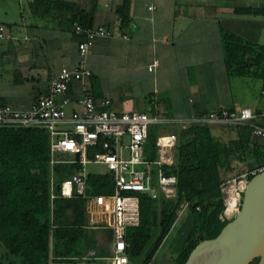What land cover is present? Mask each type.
Segmentation results:
<instances>
[{"label":"crops","instance_id":"crops-1","mask_svg":"<svg viewBox=\"0 0 264 264\" xmlns=\"http://www.w3.org/2000/svg\"><path fill=\"white\" fill-rule=\"evenodd\" d=\"M60 1L73 3L89 17L91 26L112 31L110 37L93 40L86 56L90 77L83 83L95 99L107 98L111 110L152 112L166 119L169 123L157 128L156 137L175 136L174 130L221 109L247 107L254 116L241 124H207L210 134L221 141L236 138V125L264 126V100L260 95L264 77L228 75L220 39L221 32L231 33L253 47H262L263 54L264 15L235 10L264 9V0H127L126 30L118 28L115 15L122 0ZM31 3L0 0V24L10 36L0 42V103L18 110L28 108L44 93L60 68H71L76 63L80 39L72 33L66 9L56 10L46 3L34 8ZM148 3L153 6L151 11L146 10ZM256 52L248 58L257 71L262 56L256 58ZM152 59L157 64L147 71ZM79 89V84L71 83L68 93L75 97ZM258 144L262 145V140ZM231 165L232 171L243 166L237 161ZM86 229L96 248L83 250L79 256L49 255L47 264H109L108 230ZM170 261L164 256L155 264Z\"/></svg>","mask_w":264,"mask_h":264},{"label":"trees","instance_id":"trees-1","mask_svg":"<svg viewBox=\"0 0 264 264\" xmlns=\"http://www.w3.org/2000/svg\"><path fill=\"white\" fill-rule=\"evenodd\" d=\"M44 3L56 10L66 9L70 24L91 26L89 17L73 3L32 0L31 6L35 8ZM127 5V0H122L115 8L119 29H128ZM236 11L264 15V9L248 7ZM220 37L228 75L255 74L257 71L248 57L257 50L258 58L262 47H253L227 32H221ZM158 125L161 124H151L146 129L143 158L150 162L154 159ZM235 128L236 138L227 141L213 137L209 127L202 123H191L173 131V164L160 169L176 177L174 197L150 198L147 193L135 194L138 221L136 226L125 229L123 237L128 264L150 262L172 227L182 202L187 203L186 226L169 264H183L199 241L213 238L227 222L221 215L222 176L232 170L233 161L242 163L245 170L264 164V158L255 159L256 144L249 142V127ZM92 150L99 151L97 147ZM57 157L61 161L72 156L59 154ZM48 158L44 129L0 126V264H47L49 255L53 258L67 253L79 256L83 250L96 248L91 232L86 229L82 197L66 198L59 193V186L69 179L73 165L58 162L50 167ZM148 171L153 175L154 167L149 166ZM85 183L87 195L112 192L110 174L105 171L89 172ZM110 237L108 231L106 240ZM256 260L248 264H256Z\"/></svg>","mask_w":264,"mask_h":264},{"label":"built area","instance_id":"built-area-1","mask_svg":"<svg viewBox=\"0 0 264 264\" xmlns=\"http://www.w3.org/2000/svg\"><path fill=\"white\" fill-rule=\"evenodd\" d=\"M152 9V4L148 3L146 10ZM71 29L74 35L80 37L76 44V63L71 68H60L49 81L46 91L39 94L28 108L12 109L0 103V126L38 127L45 130L48 165L51 167L58 162L73 165L69 179L59 186L60 195L66 198L71 195L82 197L87 227L110 231L111 247L107 262L128 264L123 237L125 229L136 226L138 221V199L135 194L147 193L150 198L174 197L176 177L166 175L160 168L173 164L175 137L171 134L156 137L154 159L150 162L143 158L148 125L169 122L155 114L115 112L109 108L110 101L107 98L95 99L83 87V83L90 77L86 56L94 39L110 37L112 31L104 26L83 27L76 22L71 23ZM121 37L126 38V35L122 34ZM9 38L4 26L0 24V42ZM156 64V60L152 59L146 70L152 71ZM71 83L80 85L75 97L68 93ZM260 95L264 98V88ZM253 117L247 107L238 110L221 109L205 113L194 123L235 125L249 122ZM252 129L253 134L264 142V128L253 125ZM95 147L99 151H93ZM59 154L72 157L60 161L57 157ZM90 164L101 166L110 174V194L85 193V180L91 172L87 165ZM149 166L154 167L153 175L148 171ZM263 169L264 166L246 169L236 177L220 182L221 215L226 221L238 211L241 193L248 179ZM186 207V202L178 205L176 218Z\"/></svg>","mask_w":264,"mask_h":264},{"label":"water","instance_id":"water-1","mask_svg":"<svg viewBox=\"0 0 264 264\" xmlns=\"http://www.w3.org/2000/svg\"><path fill=\"white\" fill-rule=\"evenodd\" d=\"M264 264V169L252 175L235 215L210 239L199 241L183 264Z\"/></svg>","mask_w":264,"mask_h":264},{"label":"rangeland","instance_id":"rangeland-1","mask_svg":"<svg viewBox=\"0 0 264 264\" xmlns=\"http://www.w3.org/2000/svg\"><path fill=\"white\" fill-rule=\"evenodd\" d=\"M11 5L15 6V2L11 3ZM17 10V7H16ZM17 14V13H16ZM18 18V16H16ZM261 61H260V66L258 67V72L255 73L257 74L256 77H260L263 78L264 77V52L263 54L261 53ZM249 87V84H248ZM264 88V87H263ZM237 92V91H234ZM263 98V97H262ZM264 100V98H263ZM152 114V112H151ZM257 114V112L255 113ZM261 113H259L260 115ZM252 122V121H251ZM253 125H258L260 127L261 126L259 124H255V123H250L249 125H247L249 127V142L255 143V148H256V152L254 155H256V161L260 160V158H264V142L262 141V145L258 144L259 141H261L259 136H255L253 134V129L252 126ZM161 126L163 127L164 125H158V127L161 128ZM236 126H241V125H236ZM261 143V142H260ZM253 160V157H252ZM256 166L250 167L248 170L254 169ZM87 169L88 171H101L103 168L101 166L98 165H94V164H90L87 165ZM244 170V166L239 165L237 166V168H235V170H231V172H227L225 173L222 178L221 181H226V180H230L234 177H236L240 172H242ZM220 192V191H219ZM186 208L181 210V212L179 213L178 217L175 219L172 227L170 228V230L168 231V233L166 234V236L164 237L162 243L160 244L159 248L157 249V253L155 252L154 256L150 262L148 264H155L158 263L161 259H163V257L165 256L166 258H169L170 260L175 256L177 247L179 246V244L181 243V238L180 235L184 233L185 230V216H186Z\"/></svg>","mask_w":264,"mask_h":264}]
</instances>
